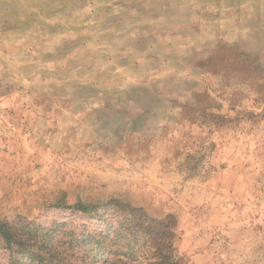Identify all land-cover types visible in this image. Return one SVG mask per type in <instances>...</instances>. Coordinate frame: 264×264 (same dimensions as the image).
I'll return each mask as SVG.
<instances>
[{"label":"rangeland","instance_id":"374dc122","mask_svg":"<svg viewBox=\"0 0 264 264\" xmlns=\"http://www.w3.org/2000/svg\"><path fill=\"white\" fill-rule=\"evenodd\" d=\"M109 199L264 264V0H0V219Z\"/></svg>","mask_w":264,"mask_h":264},{"label":"trees","instance_id":"16d2710c","mask_svg":"<svg viewBox=\"0 0 264 264\" xmlns=\"http://www.w3.org/2000/svg\"><path fill=\"white\" fill-rule=\"evenodd\" d=\"M61 203V202H60ZM54 208L85 217L81 228H44L24 217L0 219V250L6 264H183L176 253V221L109 199Z\"/></svg>","mask_w":264,"mask_h":264}]
</instances>
